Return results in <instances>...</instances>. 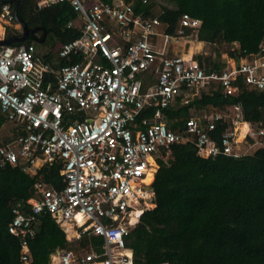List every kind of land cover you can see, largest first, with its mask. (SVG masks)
<instances>
[{"label": "built area", "instance_id": "2783aa9c", "mask_svg": "<svg viewBox=\"0 0 264 264\" xmlns=\"http://www.w3.org/2000/svg\"><path fill=\"white\" fill-rule=\"evenodd\" d=\"M34 1L37 8L70 4L80 35L62 44L56 57L82 60L57 67L38 57L33 43L0 46V114L19 132L0 145V168L20 166L34 176L57 163L63 181L54 188L38 178L34 196L25 202L28 211L21 204L13 207L9 232L20 239L21 261L28 264L27 238L36 232L37 216L46 212L77 248L57 249L50 264H134L126 238L155 206L158 160L168 157L172 145L192 143L202 158L239 156L238 147L248 138L264 145L262 126L254 130L246 122L241 141L243 121H232L217 144L210 132L225 117L221 113L203 120L191 116L177 131L165 111L188 105L211 83L228 96H236L240 84L264 92V46L239 59L223 55V67L209 69L194 53L176 52L200 27V20L187 14L171 36L157 16L135 14L124 0ZM14 20L11 4H2L0 22ZM86 235L102 238L100 253L78 247Z\"/></svg>", "mask_w": 264, "mask_h": 264}, {"label": "trees", "instance_id": "16d2710c", "mask_svg": "<svg viewBox=\"0 0 264 264\" xmlns=\"http://www.w3.org/2000/svg\"><path fill=\"white\" fill-rule=\"evenodd\" d=\"M124 1L132 5L135 14L157 16L164 24V32L171 36L183 14L200 20V27L192 36L211 50L210 54L195 58L209 69L220 70L223 55L239 59L258 53L264 46V0H162L164 4L157 0L147 4L141 0ZM17 17L29 29L40 28V37L31 35L24 44L37 46L45 35L41 44H48L49 39V45L59 49L80 35L79 26L68 27L76 19L68 2L37 8L33 0H23ZM185 34L190 35L191 31L188 29ZM81 60V56L71 55L60 59L58 66ZM208 109H235L240 120L252 129L264 127V92L243 84L236 96L224 95L217 84H208L188 105L170 108L165 114L172 129L179 131L185 120L194 116L192 110ZM6 123L0 114V129ZM231 128L232 122L222 117L210 137L220 144L222 133ZM12 130V137L0 141V145L19 134L13 125ZM158 165L152 184L155 206L140 216L126 238L134 264H264V145L249 154L202 158L192 143L174 144L168 157L159 159ZM59 171L57 163L45 165L34 176L20 166L0 168V264H24L21 241L8 229L13 207L21 204L28 211L25 202L34 196L33 186L38 178L54 188L62 187ZM36 226L34 236L27 238L28 264H50V255L57 249L76 248L66 241L65 233L48 213L37 216ZM76 243L81 249L97 253L103 246L102 238L92 235L83 236Z\"/></svg>", "mask_w": 264, "mask_h": 264}, {"label": "rangeland", "instance_id": "374dc122", "mask_svg": "<svg viewBox=\"0 0 264 264\" xmlns=\"http://www.w3.org/2000/svg\"><path fill=\"white\" fill-rule=\"evenodd\" d=\"M157 3L164 4L162 0H157ZM47 42H48V44L47 43L46 44H41V43L37 44V53H38V55H42V54L47 53V52L55 53L58 50V47L52 48L49 45V42H50L49 39L47 40ZM234 47H236V46L234 45ZM175 49L177 50L176 52L179 53V54H181L183 52L185 54L194 53L193 55H201L202 56V55H204V53L205 54H207V53L210 54L211 47L206 45V44H204V43L197 42L194 39V36H191L186 41H184V40L180 41L178 43L177 47H175ZM222 58H223V56H222ZM191 112H192V115H194L195 117H197V118H199L201 120H203L205 117H210L211 115H214L215 113H221L227 119H229L231 122L240 120L239 112L237 110H235V109H227L226 111H222V112H217L215 109H208V110H202V111H197V112H194L192 110ZM239 122H241V121H239ZM239 125H238V127H239ZM12 131H13L12 130V125L10 123H6L0 129V141L4 140L6 138L10 139L12 137ZM244 133L245 132H243V136H241L242 132L239 135L241 141H242V139L244 137ZM242 143H244L243 146H245L246 148H244L243 146L240 145L238 147L239 155L249 154V153L253 152L256 148L261 146L258 143V141L255 143V145H253L254 147L251 146V144L248 142V140L244 139V141L241 142V144Z\"/></svg>", "mask_w": 264, "mask_h": 264}, {"label": "crops", "instance_id": "0c3cea01", "mask_svg": "<svg viewBox=\"0 0 264 264\" xmlns=\"http://www.w3.org/2000/svg\"><path fill=\"white\" fill-rule=\"evenodd\" d=\"M16 1H18V0H16ZM15 1V2H16ZM34 1V0H33ZM35 2V1H34ZM2 4H0V6H1ZM13 4H11V6H12ZM35 7H36V4H35ZM14 8V7H13ZM12 8V9H13ZM74 11V10H73ZM73 25L72 26H79L80 27V20L78 19V17H77V14H76V19L74 20V21H72L71 22ZM69 24V23H68ZM14 32L15 33H17V35H20L21 33H22V28H21V26L14 20V21H12V22H9V23H4V22H0V40H3V39H7V38H9V37H13V36H15V34H14ZM45 33V32H44ZM40 30H38L34 35H36L37 37H40ZM45 39V35H44V37L43 38H41V40L39 41V42H37L38 44L39 43H42L43 42V40ZM199 43H201V42H199ZM35 45V44H34ZM35 48H36V54H37V56L38 57H40L42 60H44V61H49V62H51L52 64H54V65H57V67H58V63H59V60L60 59H57V57H56V54H57V51L55 52V53H52L51 54V52H47V53H44V54H42V55H38V53H37V46L35 45ZM177 51V50H176ZM179 51V50H178ZM183 53V52H182ZM47 54H51L50 55V57H49V59L48 58H46V55ZM54 68L56 69V66H54ZM54 69V70H55ZM239 128L242 130V134H241V136H243V132H246L247 131V128H248V124L246 123V122H242V123H240V125H239ZM248 140V142L251 144V146H253V145H255V142L253 141V140H249V139H247ZM246 142V141H245ZM243 144L244 143H242V144H240L241 146H243ZM239 145V146H240ZM244 148H246L245 146H243ZM254 147V146H253Z\"/></svg>", "mask_w": 264, "mask_h": 264}, {"label": "water", "instance_id": "95a60500", "mask_svg": "<svg viewBox=\"0 0 264 264\" xmlns=\"http://www.w3.org/2000/svg\"><path fill=\"white\" fill-rule=\"evenodd\" d=\"M15 1L16 0L1 1L0 4H4V3L13 4ZM22 2L23 0H18V3L13 8L14 19L21 26L22 33L20 35H17V33L14 32L15 36L0 40V46L12 45L16 43H24L29 36L34 35L38 30H40V28L29 29L26 23L17 17V10Z\"/></svg>", "mask_w": 264, "mask_h": 264}]
</instances>
